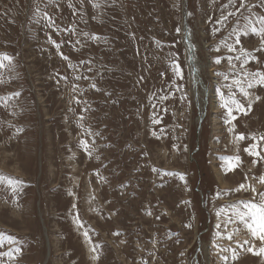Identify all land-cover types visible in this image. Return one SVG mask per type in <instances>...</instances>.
Returning a JSON list of instances; mask_svg holds the SVG:
<instances>
[{"label":"rangeland","instance_id":"rangeland-1","mask_svg":"<svg viewBox=\"0 0 264 264\" xmlns=\"http://www.w3.org/2000/svg\"><path fill=\"white\" fill-rule=\"evenodd\" d=\"M228 3L0 0V54L12 58L0 68V97L20 92L7 105L0 101V174L24 182L15 203L11 189L0 185V253L15 257L0 256V264H93L85 230L101 245L96 264H264V258L243 250L247 245L238 246L252 240L243 225L224 226L232 215L230 205L254 197L250 190L230 189L243 183L264 191L257 182L264 160L244 151L255 143L264 155L259 139L264 135V89L256 90L262 100L247 115L234 112L231 133L217 95L220 89L227 96L224 85L243 71L264 72L258 36L242 35L231 53L222 43L234 44V29L241 31L248 20L264 15V0H247L249 7L221 21L239 6L234 0L225 8ZM45 13L53 28L46 27ZM183 28L195 45L193 61L201 82L196 93ZM93 34L99 39H91ZM241 47L256 57L244 69L239 67L243 60L235 59ZM217 58L220 64L214 63ZM173 59L181 65L182 79L173 75ZM73 85H78L75 92ZM165 95L168 99L161 101ZM202 101L207 106L199 124ZM154 118L160 123L153 124ZM18 127L24 131L17 134ZM240 133L246 139L236 141ZM81 140L95 149L91 157L79 146ZM235 155L241 163L225 173L221 157ZM253 159L258 160L255 166ZM164 172L184 173L185 180ZM217 192L222 194L214 198ZM221 208L224 214L218 218ZM73 216L84 228L73 223ZM236 228L232 240L224 238ZM214 242L235 249L238 259L214 248Z\"/></svg>","mask_w":264,"mask_h":264},{"label":"snow or ice","instance_id":"snow-or-ice-1","mask_svg":"<svg viewBox=\"0 0 264 264\" xmlns=\"http://www.w3.org/2000/svg\"><path fill=\"white\" fill-rule=\"evenodd\" d=\"M89 2L91 3L92 0H89ZM233 3H234V0H229L228 5H225L224 7L227 8L229 5H232ZM238 3H239V6L235 8L234 11L229 12L227 15H222L221 21H226L230 16H235L237 12H239L241 9H245L246 7H249V5L247 4V0H238ZM68 6L72 7L71 3H69ZM93 7H99V4H93ZM188 15L191 16L192 13L189 12ZM45 19L48 21V23L46 24V27L53 28V22L51 21V18L47 16L46 13H45ZM221 21H217V23H220ZM256 25H259V26L257 27ZM176 31L179 33L181 30L180 28H177ZM213 31L215 33L219 31V29H214ZM233 32L236 37L234 44H227L226 42L222 41V43L224 44V46L228 49L230 53L237 51L234 45L241 44L242 35H248L249 33L255 36H258L260 38L259 48L257 49V51L264 52V15L257 17L255 21L248 20V22L244 25L241 31H236L234 29ZM83 35L87 36L88 33H84ZM190 35L191 33H186L185 38L187 39L188 36ZM91 39L96 40V39H99V37L93 34L91 36ZM48 42L50 44H53L57 48L58 54L61 55L62 59L68 60L67 56H64L63 53L59 52V45L56 44V42L52 40L51 37H49ZM158 43L159 42L157 41V44ZM194 50H195V45L192 44L191 41L189 40V51L191 52ZM239 53L240 55L236 56L235 59L238 61L243 60V63L239 65L241 69H244L249 59H256V57L252 56L251 52H249L247 49L243 47L239 48ZM11 59L12 58L7 56L6 54H0V68H3L5 66L3 61H8L9 63H11ZM232 59L233 58L231 56L228 57V62L230 65H232ZM214 63L220 64L221 61L219 58H217L214 61ZM170 64H171V70L173 72L174 77L182 79L183 73H182L181 65L177 63L175 59L171 60ZM69 67H74V66L69 64ZM161 75H164V73H161ZM215 75L221 76L223 74L217 72L215 73ZM75 79L77 80L88 79V77L77 76L75 77ZM142 79L143 77H141V80ZM224 79L228 80L229 77L227 75H224ZM89 86L99 91L95 83H91ZM180 87H182V85ZM224 87H227L229 89L228 95L225 96V94L221 92L220 89H217V95L219 96L220 101H221L220 107L225 110L223 114L224 123L229 125L228 131L231 133V132H234V129H235V125L232 123L236 119L234 112H239V113H243L244 115H247L248 112L252 110L253 103L262 100V96L256 94V90L264 89V72L262 71H254V72L243 71L240 76L232 77V84L224 85ZM77 89H78V85H73L72 91L75 92L77 91ZM177 90H179V88ZM237 92L240 94L241 97H243L244 101H247L246 105L240 99H237V95H236ZM19 95H20V92L17 91V92L12 93L10 96L0 97V101H3L4 104L7 105V102L9 100H11L13 97H19ZM75 99H76L75 96H73V100ZM167 99H168L167 95L160 97L161 101L167 100ZM182 99H186V97H182ZM80 119L82 120L83 117H80ZM152 123L159 124L160 120L154 118L152 120ZM81 127L83 126L81 125ZM23 131L24 129L22 127L16 128L17 134ZM89 135H92V133H89ZM95 135H99V133H95ZM152 135L155 136L157 140L161 138L160 136H157L156 133H152ZM250 138L252 140L257 139L255 135L251 136ZM245 139L246 137L242 133L235 135L236 141H242ZM259 139L261 141H264V135H261ZM79 146L85 150V152L88 154L89 157H91L93 152L95 151V149L93 147H90L88 143L84 140L80 141ZM175 147L176 146L173 145V148ZM256 148H257V144L254 143L250 145V147L245 148L244 151L248 153L249 156L258 157L260 160H264V155H261L260 152L256 151ZM144 154L148 155L147 152ZM96 158L99 159V157H96ZM221 159L224 161V164L221 165V168L225 173L233 171L241 163V158L239 155L224 156V157H221ZM257 163H258L257 159L252 160L253 166H255ZM152 171L158 174L160 172V170L156 168H152ZM97 175L99 174L97 173ZM163 175L178 177L181 181L185 180V174L180 173V172H164ZM99 180L104 181L105 178L103 176H100ZM257 182L261 185H264V174H261L259 176ZM0 185H3L11 189V192L13 193V197H14L13 202L15 203V196L24 187V182L20 179H15V178L6 176L4 174H0ZM249 190L254 194L253 199L252 200H240L237 203L230 205V208L232 210V215L228 217V220L225 222L224 226L225 228H227V224L229 223H239L240 225H243V227L247 229L252 240L251 241L244 240L243 245H239V242H237L238 246L243 247L244 245H247L246 248H243L245 252L252 253L255 256L264 258V191H258L256 187L252 185L246 186L243 183L239 184L238 187L234 189H230L229 191L240 192V191H249ZM221 194H222L221 192H217L214 198H218ZM68 195L71 196L73 195V193L69 191ZM256 196L259 197L258 202H256L255 200ZM91 199L95 200V196H92ZM182 203L185 205H188L190 204V201H182ZM72 208L76 209L77 205L73 204ZM93 211H95V209H93ZM152 214L153 213L151 211L147 212V215H152ZM222 214H224L223 208H221L220 210L216 212V215L218 218ZM156 218L159 219L160 217L157 216ZM73 223L76 224L78 228H84V225L81 222L79 216H73ZM191 226H192L191 224L185 225V227H188V228H191ZM216 228L220 229L221 224L218 223L216 225ZM238 231H239V228H236L233 230V232H228L227 236L224 238L228 240H232L234 232H238ZM82 235L84 237L85 243L89 245V252L91 253V260L93 261V264H96V262L100 259V253L98 250L101 248V245L98 243H95V244L93 243L92 238L89 235V231L87 230L83 231ZM113 235L119 236L121 235V233L116 232V233H113ZM215 236L221 237V233L217 231L215 233ZM0 238H2V236H0ZM9 240H11V238H9ZM121 242L123 243V241ZM213 247L218 249L220 252H231L232 260L238 259V253L236 252L235 249H229V248L221 249L219 244H216L215 242L213 243ZM20 251L21 250L17 248L16 254L19 255ZM180 255L183 256L184 253L182 252L180 253ZM0 256H8L9 259H13V260L15 259L12 252L0 253ZM220 259L226 262L228 261L229 257L227 255H221Z\"/></svg>","mask_w":264,"mask_h":264},{"label":"bare ground","instance_id":"bare-ground-1","mask_svg":"<svg viewBox=\"0 0 264 264\" xmlns=\"http://www.w3.org/2000/svg\"><path fill=\"white\" fill-rule=\"evenodd\" d=\"M183 32L184 33H186V29L185 28H183ZM190 37V36H189ZM183 39H185V37L183 38ZM186 41V40H185ZM187 43V42H186ZM187 48H189V45H188V43H187ZM193 52V54H194V59H195V53H194V51H192ZM191 56V52H189V54H188V61H189V71H190V75H191V79H192V84H193V86H194V90H195V93L197 92L196 91V87L197 86H201V82H200V80H199V77H198V73H197V71H196V68H195V64H190V57ZM192 66H193V69H192ZM198 80H199V82H198Z\"/></svg>","mask_w":264,"mask_h":264},{"label":"water","instance_id":"water-1","mask_svg":"<svg viewBox=\"0 0 264 264\" xmlns=\"http://www.w3.org/2000/svg\"><path fill=\"white\" fill-rule=\"evenodd\" d=\"M186 33H188V30H187V29H186ZM188 37H189V36H188ZM185 39H186V38H185ZM186 41H187V42H188V44H189V38H187V39H186ZM193 55H194V54H193V52L191 51V56H190V57H191V58H190V64H192V63L194 64V61H193ZM198 121H199V124H200V122H201V118H200V119H198ZM198 127L200 128V125H199Z\"/></svg>","mask_w":264,"mask_h":264}]
</instances>
